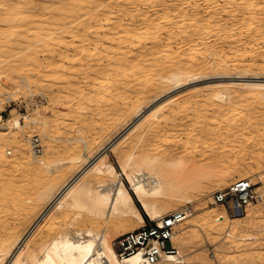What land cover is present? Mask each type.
Returning a JSON list of instances; mask_svg holds the SVG:
<instances>
[{"label":"rangeland","instance_id":"obj_1","mask_svg":"<svg viewBox=\"0 0 264 264\" xmlns=\"http://www.w3.org/2000/svg\"><path fill=\"white\" fill-rule=\"evenodd\" d=\"M30 1L0 0V109L5 119L19 117L23 126L20 129L0 128V152L12 164L0 167V187L13 199L7 206H0V211L8 214L9 218L6 219L12 222L14 220V224L23 231L30 228L47 204L45 200L37 199L38 192L44 184L57 178L56 191L82 167L89 165L93 161L90 156L96 155L95 153L120 131L141 123L145 115L155 110H158L157 117L175 119L180 124L179 128L169 126L170 133L164 136L162 135L164 131L152 134L153 136L147 135L141 127L132 131L114 152L108 153V159L116 166L118 172H122L120 164L128 160L131 152H135L136 165V159H139L138 163L142 162L139 154L145 151L157 153L170 146L179 148L181 151L179 155L185 154L186 160L190 158V151L201 148L221 150V147L226 145L223 142L219 145L221 143L219 135L207 130L215 126L209 125L207 128V124L213 121L217 123L219 120L211 119V107L196 108L197 104L194 102L200 101L203 96L211 97L217 93L212 88L206 89L208 86L235 82L248 83L253 87L255 83L264 82V71H261L264 68L262 60L264 48H261L256 53L257 60L253 68L238 67L239 69L229 73L210 74L178 87L171 83L162 93L163 96L160 94L142 101L140 116L133 118V106L137 102L135 86L138 81L130 69L124 68L125 72L122 73L120 66L116 68L117 62L118 64L121 62L120 59L115 63L110 62L115 53L108 48L110 42L115 41L106 37L104 39V41L107 39L106 43L94 40L104 35L112 21L96 22L89 30L90 39L82 40L77 37L76 30L69 31L72 29L69 28L72 18L66 17L53 22L51 14L60 7L58 0H34L33 3ZM12 6L18 9L12 10ZM27 7L33 9L34 13L36 11L37 15L29 16ZM51 31L53 44L48 41L50 38L47 36ZM16 33H20L21 36ZM15 35L20 39H14ZM60 35L64 36L59 41ZM44 42H47L45 43L48 45L47 49ZM82 43H86L85 48L79 46ZM227 50L230 53L229 48ZM144 59L141 63H146L147 60ZM245 60L244 64L248 65L249 60L247 58ZM136 68L138 67L134 66L131 69ZM238 72L240 73L237 74ZM121 73L124 75L121 76ZM157 79L155 76L153 82ZM245 91L246 94L254 93L252 88ZM248 98L252 100L249 99L248 103L258 101L256 94ZM220 101L215 97L209 100L211 104ZM163 102L166 103L165 107L159 110V105ZM255 104L257 111L252 118L246 119V122L256 128L260 125V128L251 131L248 128L242 133L238 132L234 147L230 150L227 147L223 148L228 150L227 156H222L220 152V155L217 153L211 158L208 156L194 158L199 162L193 168L191 166L188 168V175L192 177L187 179L188 182L195 183L192 185L195 186L191 191L194 194L192 200L187 201L185 197H181L167 202L168 205L180 207L191 205L193 208V215L180 226L185 233H177L175 236L179 243V247H176L178 255L184 260L181 264H264V104L257 102ZM238 112L231 109L222 120L228 121L230 128H233L247 115L246 112L239 114ZM195 116L199 122H205V126L199 127L201 129L199 136L190 137L192 129L195 128L194 122L197 121ZM31 118L40 119L42 122L31 123ZM214 128L216 129V126ZM245 137L255 138L251 145L241 149L239 146L245 142ZM32 142H40L39 147H42L39 149L40 153H43L47 160L61 159L66 163L60 164L52 171L31 163L34 152ZM260 148L261 155L257 152ZM78 156L82 157L83 163L70 162L72 158ZM86 161L87 164H84ZM224 172L231 176L227 183H219V177ZM242 173L249 176L262 196L261 201L246 207L245 213L251 215L244 214L241 216L242 220L226 224L206 220L208 214L221 210L231 219L238 217L231 215L222 206L208 203L206 196L215 190L226 189L239 179L236 176ZM124 181L129 186L127 180ZM134 199L138 204L137 199L135 197ZM138 206L140 207V204ZM140 210L144 219L149 217L141 207ZM55 211L56 209H50L48 216L44 217L41 229L36 232L37 236L35 234L30 240L31 244L49 243L58 233L83 224L82 220L89 214L88 209L80 207L62 209L61 213ZM110 224L106 226L100 224L99 228L105 227L108 230L110 242L115 247L117 237L132 227L144 225V222L136 217L113 218ZM230 224L232 226L229 227ZM160 264L170 262L162 260Z\"/></svg>","mask_w":264,"mask_h":264},{"label":"bare ground","instance_id":"obj_2","mask_svg":"<svg viewBox=\"0 0 264 264\" xmlns=\"http://www.w3.org/2000/svg\"><path fill=\"white\" fill-rule=\"evenodd\" d=\"M33 1L31 0L30 2L33 3ZM58 1L60 7L56 9L57 12L55 10L51 14L53 22L66 17L72 18L69 23V28L72 29H69V31L76 30L77 37L82 38V40L90 39L88 37L89 30L96 22L112 21L104 35L102 37L98 36L94 40L104 43L107 42V39L115 41V43L110 42L111 45L109 44L110 48H108L115 53L113 57L111 53L110 62L115 63L117 59H120L119 61L121 62L119 64L117 62L116 68L120 66L122 73L125 72H123L124 68L125 70L128 68L132 71L131 74L136 77L138 81L135 86L137 102L133 106V118L138 117L142 101L162 95L166 91V87L171 83L173 86L178 87L186 82L210 74L229 73V71L236 70L238 67L244 69L249 66L251 68L257 60L256 53L261 48H264V0ZM17 2L19 3V1ZM15 9H18V7H13L12 10ZM27 9V13H30L29 16L34 17L37 15L33 9L29 7ZM20 33L16 34L20 37ZM52 33L51 31L47 34L48 38H50L48 41L53 39ZM60 36H58L59 41L64 35ZM19 37L16 36L14 39H20ZM105 37L107 38L106 41H104ZM45 43L47 42L43 43L47 49L48 45ZM51 43L53 44L52 41ZM28 44L31 45L32 43ZM82 44L79 46L85 48L86 45L84 46V44L86 43ZM136 45L138 47H135ZM107 47H105V50ZM228 48L231 54L228 53ZM95 49L97 48L95 47ZM34 51L36 52L35 48ZM144 58L147 60L146 63ZM245 58L250 62L248 65L244 64ZM143 59L145 64L141 63ZM262 60L264 63V57ZM134 66L138 68L132 70L131 68ZM261 71L263 72L264 68ZM122 73L120 74L121 76L124 75ZM155 76L158 79L153 82ZM208 87L206 89L212 88L217 93L211 97L203 96L200 101L198 100L194 103L197 104L196 108L211 107V119L219 120V122L213 121V123L207 124V128L209 125L216 126V129L214 126L207 130L212 131V134L219 135L221 141L219 145H222L223 142L226 145L225 147L230 150L231 147H234L235 137L238 132L242 133L248 128H250V131L260 128L258 124L257 128L253 124H247L246 119L252 118V115L257 111L256 102L264 104V82L255 83L253 87L248 83L235 82ZM248 88H252L254 93L246 94L245 90ZM254 94H256L258 101L248 103V100H251L248 96L251 97ZM214 97L215 99H220V103L211 104L209 100ZM165 104L164 102L160 104L159 110L163 109ZM231 109L247 113L245 117H242L241 123L233 128H230L228 121L224 122L222 120ZM1 111L2 109H0V128L20 129L23 127L19 117L5 119ZM157 111L155 110L147 114V116L145 115L141 123L139 122L132 127L130 126V128H124L120 131L119 135L117 134L102 146L95 153L96 155L90 156L93 161L89 165L82 167L56 191L57 178L56 180H50L46 185L44 184L43 188L38 192L37 199L38 201L45 200L47 204L26 231L19 229L14 224V220L12 222V220L6 219L8 214L0 211V264H122L114 245L110 242L108 230L105 227L100 229V224H104V226L111 225L110 222L113 218L131 217L139 218L145 223L140 207L149 217L157 218L172 210L181 208L176 205H168V201L181 197H185L187 201L192 200L194 194L191 191L195 187L192 185L195 183L187 181L189 177H192L188 175V168L190 166L193 168L197 165L199 161L194 160L196 157L208 156L211 158L217 153L220 155V152L222 156H227L228 150L223 149L225 148L224 146H220L221 150H218V148H211V150L201 148L192 151L193 153L190 151V158L186 160L185 154L179 155V152H181L179 148H171L169 145L170 148L160 150L157 153L145 151L139 154L142 162L138 163L139 159H136V165L134 164L135 152H131L130 156L128 155V160L122 161L120 164L121 173L108 159L109 151L110 153L114 152L118 145L122 141L124 142L125 138L127 139V136L138 127L144 129L143 132L147 135L158 134V132L160 134L164 131L165 133H162L164 136L171 130L169 126L177 127L180 125L173 118L157 117ZM24 117L28 118L27 116ZM155 117H157L156 120H154ZM30 121L34 124L42 122L37 118H31ZM202 126H205V122L195 121V128L192 129L193 133L190 134V137L199 136L201 131L199 127ZM254 138H246L245 142L239 147L241 149L247 148L248 145L253 143ZM35 144L36 142H32L34 152L31 163H36L48 171H52L60 164L66 163L61 159L47 160ZM257 152L261 155L262 148ZM82 160V157L78 156L72 158L70 162L77 163L82 162ZM84 164H87V161ZM3 165L11 166L12 164L0 152V167ZM230 176L231 174L229 173H222L218 180L219 183H227ZM236 177L249 178L248 175L243 173ZM124 179L127 180L129 186L126 185ZM0 189L2 195L0 197V206L5 207L13 199L8 197L6 191H2V187ZM134 197L139 202L140 207ZM259 200H262V196ZM22 207L24 206L22 205ZM30 207L32 206L30 205ZM73 207L88 209L89 214L86 219L82 220L83 224L75 225L72 230L58 233L47 244L34 245L30 243L38 229H41L42 221L50 209H56L55 212L61 213L60 210ZM245 212L238 214L235 219H231L225 211L221 210L208 214L206 220L221 224L238 222L243 219L242 215H251ZM191 215H193V208L187 218L178 225L176 234L185 233L180 226ZM141 226L143 225L135 226L128 230ZM230 226L232 225L230 224ZM173 242L176 247H179L175 237ZM164 260L169 261L170 264H181L184 262L180 255H172ZM131 261L136 262L137 257H133Z\"/></svg>","mask_w":264,"mask_h":264},{"label":"built area","instance_id":"obj_3","mask_svg":"<svg viewBox=\"0 0 264 264\" xmlns=\"http://www.w3.org/2000/svg\"><path fill=\"white\" fill-rule=\"evenodd\" d=\"M35 145L38 150L42 148L39 147L40 142ZM260 198L261 194L249 178H239L226 189L215 190L206 196L208 203L222 206L234 216L243 214L247 206ZM191 209V205H185L157 218L147 217L143 226L117 237L115 249L121 263L156 264L166 257L178 255L173 239L178 225L187 218ZM133 257H137L136 262L131 261Z\"/></svg>","mask_w":264,"mask_h":264}]
</instances>
